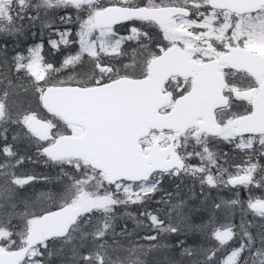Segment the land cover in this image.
<instances>
[{
  "label": "trees",
  "instance_id": "1",
  "mask_svg": "<svg viewBox=\"0 0 264 264\" xmlns=\"http://www.w3.org/2000/svg\"><path fill=\"white\" fill-rule=\"evenodd\" d=\"M99 4L93 0L75 4L81 9L79 13L75 8L65 9L58 0H26L21 7L14 4L10 11V22H0V83L2 87L0 99H3L9 86L6 84V74L10 73L11 79L20 81L21 84H27L32 80V75L27 72L29 67L27 60L21 62L24 66L17 73L12 57L15 53L27 55V49L30 46L34 47L41 40L45 41L43 69L53 64L57 65L55 69L50 67L48 70L42 71L43 76L41 78L46 84H71L88 81V77L81 73L82 64L78 65L75 70L67 68V64L60 67L64 53L53 54L52 50L48 48L47 40L49 36L55 37L56 29L62 30L67 27L75 29L77 27L76 21L81 17L87 15L89 19L92 18L95 11L93 6ZM66 11L72 13L71 21L61 19ZM45 24H49L51 27H44ZM139 32L144 33V30H139ZM123 35L124 37L129 36L127 33H123ZM139 36L140 38L143 37L142 34ZM5 48L7 61L4 60ZM73 48H75L74 45L72 50ZM52 54L57 55V58L51 60ZM82 62L84 63V61ZM114 62H116L115 58H107L104 64L113 66ZM18 77L20 78L18 79ZM75 77L79 78V81L74 80ZM254 84V80L250 78L249 87L253 88ZM28 107L34 115L52 123L53 136L67 130L68 127L58 118L40 107V102L35 96L31 97V103ZM16 111L15 108L12 109L13 113ZM52 138L50 139L52 140ZM248 139L250 138L248 137ZM236 141L239 140H235V143H226L220 139H212L202 135L201 139L190 141L186 146L180 148L184 154L193 156L191 166L195 171L194 173H181L177 177L171 176L172 174H165L160 178L159 187L151 195L166 194L172 190L178 194V198L169 207L171 213L168 217L165 216V209L161 205L163 196L157 204L153 202L156 204V208L147 206L150 209V215L157 216L162 220V224L152 226L141 218L137 211L126 208L122 201L118 197L116 198L113 194L114 187L105 182L102 174L93 170L86 163L79 161L72 162L73 164L76 163L75 168L69 166V161L53 163V161L39 154L38 142L25 128L13 123L12 119L3 115L0 118V146L5 143L12 145V152L17 155L0 158L3 169V178L0 177V183H3L5 174L10 172H14L18 176H23V174L35 175L39 181H36L35 190L38 191L39 195L41 193L48 195L44 197L46 200L38 202L35 206L26 209L22 205H17L12 210L11 203H8L6 196L0 193V217L6 218L8 216L7 218H10L6 221L0 220V238L3 236L13 238L12 234L17 230L15 227L21 223L19 218L33 214L39 215L45 209H54L57 207V200H62L69 194L73 197L75 193L92 190L96 194L109 196L114 203V211L100 210L92 215L85 213L78 225L72 229V242L76 243L78 237L81 236L88 241L96 242L99 240L102 243L101 246L98 245L97 248L89 250L80 247L79 257L82 259L77 264H98L99 261L101 264H207L205 257L213 252L216 254L217 261L222 260L224 264H237V261L240 264H264V220L259 219L248 207L251 202L264 199V169L258 168L254 173V181L259 182L262 186L260 188L252 185L247 188L232 187L229 184V177L238 175L243 171L236 166L244 165L247 167L248 162H254L257 159L262 149L257 145L254 151L249 152L246 150L247 146H244L245 150L242 151L236 148V144H238ZM209 154L215 158L214 162L207 160ZM19 157H23L24 162L17 167ZM259 161L261 165H264V155H259ZM80 172L82 176L79 175ZM68 174L79 180V183L71 189L67 187L70 179ZM207 175L213 176L217 182L216 187H209L205 184L204 178ZM45 177L52 178L51 183L45 182ZM92 195L95 196L94 193ZM72 197H67L66 201L70 202ZM232 201H239V203H230ZM217 204L220 205L218 210L215 208ZM119 206L122 208L117 213ZM190 209L199 211L190 223L185 220L175 225L168 221V218L174 216L177 211H180V216L185 217ZM200 209L203 210L200 211ZM25 211L26 215H21ZM118 220L128 228V231L119 236L117 235ZM132 221H134V225ZM205 222H210L211 225L220 230L228 227L233 228L234 238L222 243L213 238L211 227L204 230L197 227L203 226ZM135 225L138 226L137 232L134 231ZM173 228L178 231L173 233ZM125 236L134 239V242L129 244L124 242ZM152 236H156V239H146V237ZM68 243H63L60 248L67 247ZM190 253H195V255ZM86 256L90 258L87 262Z\"/></svg>",
  "mask_w": 264,
  "mask_h": 264
},
{
  "label": "water",
  "instance_id": "2",
  "mask_svg": "<svg viewBox=\"0 0 264 264\" xmlns=\"http://www.w3.org/2000/svg\"><path fill=\"white\" fill-rule=\"evenodd\" d=\"M85 1L70 0L71 3ZM256 3L258 0H212L211 6L245 14L250 5ZM127 12V9H114L107 13H95L94 20L102 18L104 23L112 24ZM189 12L186 8L170 6L141 9L136 14L144 19L170 23L174 16H189ZM221 61L263 78L252 100L253 111L250 115L237 117L234 125L237 136L264 134V55L250 50L239 53L235 48ZM211 65L192 62L186 52L174 47L152 60L151 78L121 77L93 87L56 85L44 97L45 109L67 123L83 126L85 130L80 135L58 137L49 148V158L85 159L93 168L103 171L110 184L122 180H149L156 171L183 170L184 161L176 152L175 142L165 148L155 143L145 154L140 140L148 136L152 129L185 133L197 125L210 135H221L223 128L217 123L215 112L227 104V99L223 95L224 85H217V79L222 83L223 77L213 73ZM172 75L185 78L197 75L195 86L176 100L173 110L161 113V109L170 102V96L163 92V87ZM199 118L203 122L199 123ZM28 123L32 132L41 138L46 139L50 135L51 127L47 122L30 117ZM63 208L66 210L40 221L41 233L46 239L65 237L83 213L81 207L68 205ZM27 255V249L0 250V264H21Z\"/></svg>",
  "mask_w": 264,
  "mask_h": 264
},
{
  "label": "snow or ice",
  "instance_id": "3",
  "mask_svg": "<svg viewBox=\"0 0 264 264\" xmlns=\"http://www.w3.org/2000/svg\"><path fill=\"white\" fill-rule=\"evenodd\" d=\"M65 9L75 8L77 13L81 11L78 5L72 4L70 0H63L61 5ZM87 7V5H85ZM96 13H107L110 10L114 9H127L128 12L118 21L112 24H106L103 22V19L97 20H89V16H83L76 21L77 27L75 29L71 27H67L64 29H56L55 37L49 36L47 40V45L50 50H52L53 54L57 52L64 53L63 58L60 61V67H63L65 64L68 65H81V73L83 76L88 77L91 80L93 77H96V74L99 73V76L96 77L95 83L97 85L100 84L101 80L104 78L103 70L105 68H111L110 65L105 64H95V63H87L84 64L79 56L72 51V46H75L76 50L81 49L82 45L91 43L95 46L96 39L93 36V33L98 32L99 36L103 38V42L106 46H112L116 50L119 49L121 45V39H116L114 41L110 40V37L115 35L116 37H122L123 33L119 31V29H124L126 33L132 39H137L139 33L135 32L134 29L137 28L138 25H142L146 21L142 16L136 14L137 10L146 9L150 7H154L152 0H139V3L132 4L129 3L128 0H106L103 5H94L93 6ZM255 13L253 15L252 13ZM91 15V14H89ZM191 15V12L188 13ZM202 15V14H201ZM31 18V17H30ZM39 17L37 16V19ZM61 19H67L71 21L72 13L70 11H66L65 15L61 17ZM198 23V21L196 22ZM44 27L50 28L51 25L45 24ZM236 29L239 31L237 35L235 31H233L232 41L236 46V51L239 53H244L249 50H256L257 47L264 48V0H258V3L252 4L249 7L248 14L244 16L242 23H237ZM142 31V29H140ZM146 39H150L146 32L143 33ZM253 40L259 41L258 45H254L251 42ZM233 44L227 45V49L232 50ZM44 45L45 41L41 40L37 45L30 46L27 49V55L24 53H15L12 57L14 62V69L17 73H19L22 65V61L27 60L28 64L40 61L44 56ZM144 47V45H141ZM157 49L160 52H164L165 46L163 44H158ZM67 50V51H64ZM4 60L7 61V53L6 48L4 52ZM51 68H57V65H50ZM91 74V75H90ZM20 77H18L19 79ZM54 87H56V83H45L43 78H39L33 76V79L29 81L27 84H13L12 81H9L8 89H6L4 93L3 99H0V109L3 110L2 115L6 116L8 119H12L13 123L19 124L21 127L25 128V130L38 142L39 154L49 157V148L51 146V139H43L39 135H36L32 132L29 126V118L34 114L30 107H28L31 103V97L35 96L36 99L40 102V107H44V97L47 95L49 91H51ZM15 108L17 111L15 113L12 112V109ZM247 115L251 114V111L246 113ZM231 117H229L230 119ZM221 127H227V121L221 124ZM244 136H249V143L247 145V151L252 152L256 149L257 145L260 146L262 151L258 154L257 159L254 162H248L247 168L244 165H237L238 169H243L241 173L237 175V177L231 179L229 181L230 186L237 187L239 184L242 187H248L252 185L254 187L260 188L262 187L259 182L254 181V173L258 168L264 169V165L260 164L259 155H264V134L253 133L243 134ZM221 139L225 140L226 143H231L235 140L234 136H225L222 135ZM15 139V138H14ZM243 139V137H242ZM6 140V138H5ZM236 148L240 150H245L243 143L236 144ZM0 152H3L5 156L9 155H17L12 152V145L5 143L3 146H0ZM209 154V158H210ZM24 162L23 157L18 158L17 167H19ZM56 161H53L55 163ZM78 171V169H77ZM202 171V169H201ZM70 176L67 187L69 189L73 188L79 183V180L75 176ZM52 178H46L45 182H51ZM37 180L35 175H23L18 176L14 172H10L5 174V179L3 183H0V193H3L7 200L12 202L11 208L15 209L17 205L15 204L16 197L18 193L24 192V189L33 185ZM204 182L208 184L209 187H216L217 182L211 175H207L204 178ZM48 194L41 193L37 199H41L46 197ZM30 202L25 201L26 209ZM230 203H239V201H232ZM220 207L219 204L215 205V208L218 210ZM250 211L254 212L255 215L264 220V200H256L255 202H251L248 205ZM66 209L63 207L49 208L45 209L41 214L36 215L33 214L29 219L31 221H43L48 217H53L56 214L65 211ZM21 215H26L22 213ZM153 220L156 219L155 216L152 217ZM251 223V222H250ZM202 228V230L211 227L213 231L211 235L213 238L218 239L222 243H226L231 241L234 238V230L231 227L224 228L223 230L215 228V226L211 225L210 222H205L203 226H197ZM178 231L173 228L172 232L175 233ZM251 235V233H249ZM53 237H48V240H52ZM146 239L155 240L156 236L146 237ZM47 241H45L41 247L47 248ZM191 255H195V253H190ZM231 255V253H229ZM50 253L46 255L45 252L39 253V264H51ZM85 259H89V257H85ZM207 264H224L222 260L217 261V257L215 252L207 255L205 257ZM237 264H240L237 261Z\"/></svg>",
  "mask_w": 264,
  "mask_h": 264
},
{
  "label": "rangeland",
  "instance_id": "4",
  "mask_svg": "<svg viewBox=\"0 0 264 264\" xmlns=\"http://www.w3.org/2000/svg\"><path fill=\"white\" fill-rule=\"evenodd\" d=\"M93 1H97L100 4L106 2V0H93ZM128 1H131V0H128ZM192 1L189 5H191L194 8V7H196L197 2L193 3ZM23 4H24L23 1L19 2L20 6H22ZM10 10H11V4L0 5V14L2 15L0 17L6 18L3 21L5 23H8V21H9ZM199 14H202V11H198L196 13L197 16ZM217 15H219V14H217L214 11L208 10L204 14L199 15L202 17V21L198 20V23H196L195 21H189L186 19H181V20H178L175 22L176 28H178V29H185L188 31L195 29L197 31L196 40H202L204 42V43H202V45H204L205 47H202V49H195L194 48L195 42L193 39H189V38L185 39V38L180 37L182 44H184L186 46L187 50H190L192 55H194L197 52L198 53L200 52L201 54L205 55V57H211L212 51L215 48V46H217V45L227 46L228 44H226V43H228V41L225 42V40L227 38V34H228V31L230 30L231 26L234 24V22H236V24L238 22L242 23L243 18H244V16H241V17L237 16L236 21H234L232 18H230V16L228 14H224V15H220V16H217ZM205 17H206V19L209 20L208 22H204ZM89 20H93V19L90 18ZM210 23L212 25L219 23L220 27H209ZM194 26H196V27H194ZM164 29H165V34H166L165 39L170 40V41H173L176 39V36L172 35L171 30L168 31V29H166V27ZM235 32L237 35L239 34V31L237 29ZM93 34H94V37L96 39L95 46H93L91 43H87V44L82 45L81 49L73 51V52H75V54L77 56L81 57L82 55H86L89 59H92L91 57H96L100 53V51L102 49H104L105 44L103 42V38L99 36L98 32H95ZM232 36H233V34L228 38H229V42L233 43ZM112 37L113 36L110 37V40ZM118 38L121 40H126V38L127 39L129 38V36L124 37V35H123V37H117V39ZM212 42H215V43H212ZM251 43L254 45H258L260 42L253 40ZM256 49L259 50L260 52L264 53V48L257 47ZM56 58H57V55H53V54L51 55V60L56 59ZM42 60H43V58L38 62L32 63L31 65H28L29 67L27 68V72L29 74H31L32 77L36 76V77L41 78L43 76L42 71H46L50 68V67H46L43 69V61ZM73 66H75V65H73ZM103 72L107 78L113 77V75H112L113 72H111L108 68H105L103 70ZM5 79H7L6 84H8V85H9L8 80H11L13 84H21L22 83V82L17 81V80H12L10 73L5 75ZM74 80L79 81V78L75 77ZM2 83L5 84L4 82H2ZM184 85H185L184 83L179 84V88H180L179 93L181 91H183L182 89H183ZM1 88L2 87H1V83H0V91L2 90ZM254 94H255V91L249 90L248 93H245V95H243V96H244V98H248L250 101L252 99V97L254 96ZM2 112H3V110L0 109V113H2ZM2 116L3 115L0 114V118ZM71 132L79 133L80 128L71 126ZM223 135L234 136L233 129L230 126H227L224 129ZM197 139H200V135L197 132L190 134V136H187V137L180 136L178 134H174V133H170V132H163V133H155L154 132L151 135V137L144 140L143 143L145 145V149H148L155 142H159L163 146H165V145L169 144L170 141H175L176 145L179 149L182 146L183 147L186 146V144L188 142H190V141L193 142L194 140H197ZM222 141H225V140L222 139ZM233 142L235 143V140H233L231 143H233ZM236 142L238 144L243 143L244 146H247L249 143V139H247V138L241 139V140L236 141ZM185 156L187 158H189L188 159L189 161H193L192 155L185 154ZM2 157H6L4 155V153L0 154V158H2ZM207 160L214 162L215 158L212 156H210V158H209V156H207ZM69 166H73L75 168V166H77V165H76V163L71 164V162H70ZM1 167H2V163L0 160V177L3 178V169ZM245 168H247V167H245ZM188 169L193 170L194 168L192 166H190ZM79 175L82 176V173L80 172ZM161 176L162 175H158L154 179L153 182L151 181L147 184L131 185V184H126V183L120 182L114 186L113 194L116 196V198L118 197L122 201V204H124V206L126 208H132L135 211H137L138 214L141 215V218L145 219L152 226L160 225V224H162V220L160 218H158L157 216H155L156 219L153 220L152 217L154 215H150V212H149L150 209H148L147 206H151V207L156 208V204L158 203V201L163 196V202H161V205L163 206V209H165V212H164L165 216L168 217L171 213L169 210V207L171 205H173L174 204L173 201L178 198V194L172 190H170L166 194L160 193L157 196L151 195L152 192L155 189H157V187H159L160 181H161L160 180ZM171 176L177 177V173L174 172ZM232 177L233 176L229 177V181L231 180ZM46 178H49V177H45L44 179L46 180ZM36 181L39 182L38 179ZM48 183H51V182H48ZM36 184L37 183L35 182L33 185L27 186V188L24 190V192L18 193L16 200H15V204L16 205H22L23 208H26L25 201H28L30 203L28 204L27 208H29L31 206H35L38 202H42V201L46 200L44 198L37 199V197L39 196V193L37 190H35ZM205 184L208 186L207 183H205ZM93 193L95 196L92 195ZM58 194H60V193H58ZM194 195L197 196L196 194H194ZM67 197H72V196H71V194H69L66 196V198ZM66 198H62V200H57L56 206L61 207L64 204H72L75 206H81L84 209V211L87 212L88 214H93V213L95 214L96 212H98L100 210L101 211H111V212L114 211V209H113L114 203L111 201L109 196L96 194L92 190H85V191L75 193L70 202H67ZM6 201L8 203H12V202L8 201L7 198H6ZM153 202L156 204H154ZM10 206H11V204H10ZM121 208H122V206L118 207L117 213L121 210ZM201 210H203V209H200V211ZM179 212L180 211H177L174 216L169 217L168 221L175 224V225H177L180 222L185 221V220L188 223H190L191 221H193L195 214H197V212H199V211L194 210V209H190L188 211V214L186 213L187 215L185 217L180 216ZM185 212H187V211H185ZM7 217L8 216H6V218L4 219L5 221L7 219H9ZM161 218H162V216H161ZM117 222H118V225H117V235L118 236L121 233L128 231L127 226L126 225L123 226L121 224L120 220H118ZM132 224L134 225V221H132ZM16 227H17L16 232L12 234L13 238H11L10 236H7V237L3 236L2 238H0V248L11 249V248H16V247H21L24 244L27 247H29V249H30L28 264H39V253L42 252V250L43 251L46 250L45 248L41 247V245L45 242V239L42 236V234L40 233L39 221H31L28 218L27 224L21 223L19 226H16ZM137 229H138V226L135 225L134 231L137 232ZM73 242L68 247H63V248L56 247V252L54 251L50 255L51 264H57L56 259L54 258L55 254L57 255V261L60 264H71L70 261H75L79 257L80 247L89 250V249L97 248L98 245L99 246L102 245V243L99 242V240H96V242L88 241L86 238H82L81 236L78 237V239L76 240V243L75 242L73 243ZM124 242H127V244L133 243L134 239L132 240L131 238H129V236H125ZM47 254L48 253L46 252V255ZM86 260L89 261L90 258L86 259ZM98 264H101V262L99 261Z\"/></svg>",
  "mask_w": 264,
  "mask_h": 264
},
{
  "label": "flooded vegetation",
  "instance_id": "5",
  "mask_svg": "<svg viewBox=\"0 0 264 264\" xmlns=\"http://www.w3.org/2000/svg\"><path fill=\"white\" fill-rule=\"evenodd\" d=\"M179 5H185V0H177L176 1ZM193 3L197 2L196 7H194V11H191L192 14L189 18H186L185 16H177L173 19L172 24H162L161 22L157 21V20H145L146 22L143 23L142 25H138L137 27H166V29H168V31H172V35L176 36V39L173 41L167 40L166 38V34H165V29L162 28L160 30H158V37L161 39H152L153 35L151 33V37L150 39H136V40H131V41H127L126 43H124V46H120L119 49L117 50L120 52V54L122 52L126 53L127 55H129L130 57L128 58L129 61H131L132 63H135V70L139 71V73H135L133 74V77L139 78V77H145L148 76V70H149V63L152 60L153 57H155L158 54H161L162 52H160L157 49V45L158 44H163L165 46V49H168L169 47L173 46V45H181L184 47V45L181 42V38H185L182 36V29H178L176 28L175 22L181 19H186L189 21H195L197 22L202 21V17L199 16L201 14H199L198 16L196 15V13L198 11H202V14H204L205 12L209 11H214L216 12L217 16L220 15H224V14H228L230 16V18H232L233 20H236L235 14L230 13L229 11H221V10H216L213 8H205V0H193ZM209 2L210 0H208L207 4L209 6ZM139 3V1L135 2L134 4ZM152 3L155 6H165L168 5L166 3H170L169 0H152ZM192 10V9H190ZM209 20L206 19L204 22H208ZM218 24V23H216ZM211 26H213L211 23L209 24ZM215 25V24H214ZM196 27V26H194ZM191 31V30H189ZM192 32V31H191ZM233 32V30H232ZM186 39V38H185ZM194 40L195 42V49H202V47H205L204 45H202V43H204L202 40H196L194 38H191ZM215 43V42H212ZM141 45H144V47H141ZM121 47H123L124 49H122ZM229 52V49L227 50L225 48V45H217L215 46V48L212 51V56L211 57H205V55L201 54L200 52H197V55L194 57V60H198L201 62H205V61H211V60H215L218 59L221 54L223 53H227ZM95 61L96 64L98 63H103L105 60L103 58V56H99L98 58L92 59ZM93 63V62H91ZM217 72H222L224 77H225V89H224V94L229 98V105L224 107V108H220L217 110V118H218V122L220 124L224 123L225 121H227L228 123H232L233 124V116H232V111L231 108L234 106L236 108H243L248 106L249 104V99L248 98H244L243 95H245V93L248 92V79H249V74L247 72H242V71H238V70H234L233 68H231L230 66L226 65V64H222L219 63L217 65ZM171 81V82H170ZM186 82L189 86V89L192 87L193 85V80H184L181 81L178 77L172 78L171 80H169V84H168V91L170 92L171 96L173 97V94H177L179 93V84ZM188 89V90H189ZM166 90V89H165ZM177 97V96H176ZM175 97V98H176ZM231 97V98H230ZM229 117H231L229 119ZM225 128V127H224Z\"/></svg>",
  "mask_w": 264,
  "mask_h": 264
}]
</instances>
